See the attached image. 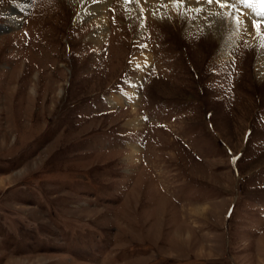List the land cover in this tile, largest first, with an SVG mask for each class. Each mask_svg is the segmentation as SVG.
I'll return each mask as SVG.
<instances>
[{
  "label": "rangeland",
  "instance_id": "374dc122",
  "mask_svg": "<svg viewBox=\"0 0 264 264\" xmlns=\"http://www.w3.org/2000/svg\"><path fill=\"white\" fill-rule=\"evenodd\" d=\"M82 1L0 3V264H264L250 35Z\"/></svg>",
  "mask_w": 264,
  "mask_h": 264
},
{
  "label": "bare ground",
  "instance_id": "6f19581e",
  "mask_svg": "<svg viewBox=\"0 0 264 264\" xmlns=\"http://www.w3.org/2000/svg\"><path fill=\"white\" fill-rule=\"evenodd\" d=\"M104 2L105 1L103 0H101V2L98 0H83L82 6H81V9H82L81 12L84 14L85 12L87 13L95 12L96 15H101L103 12V7L105 5ZM189 4L192 5L193 7L203 9V11H200V12L187 11L186 14L190 17V20L192 21L197 20L199 23V26H201L203 29H209L215 33H222V35H232L230 37V40H234L235 37H238L239 35H241L242 29L247 26V24H245L246 26L243 25V28L240 31H237L235 25H233L230 20H227V19L221 20L220 17L217 16L216 14L221 13V15L226 16V10H221L218 5H215V4L209 5L207 3L196 4L195 1H191V0H189ZM254 7H258V6H254ZM248 11L252 12L251 9H248ZM248 11L246 10L247 13ZM100 24L101 25L103 24L102 21H100ZM191 27L195 28L197 26L192 25ZM101 29L98 32H101ZM249 31H253V30L250 29ZM249 42L251 44H254L255 50L257 53L251 64L253 68V73L255 77L262 78L264 80V48H261L259 46V40L253 39L252 36H250V40H248V43ZM112 100H111L112 102L118 101V99H114V98Z\"/></svg>",
  "mask_w": 264,
  "mask_h": 264
},
{
  "label": "snow or ice",
  "instance_id": "6c2138e0",
  "mask_svg": "<svg viewBox=\"0 0 264 264\" xmlns=\"http://www.w3.org/2000/svg\"><path fill=\"white\" fill-rule=\"evenodd\" d=\"M126 2L138 4L140 0H126ZM145 2H147V0H145ZM0 3H3V0H0ZM159 3L164 8H167L168 5L171 4L175 10L180 12V14H184L187 11H203L202 8L190 5L189 0H159ZM195 3H207L209 5L215 4L218 5L221 10H226V16L221 15V13H217L216 15L219 16L221 20H230L231 23L235 25L237 31H240L243 28L246 16L245 12L239 7V5H243L245 9H251L252 12L249 14H254L255 17L264 18V0H195ZM140 11L142 15L143 9L141 8ZM250 24L253 31L243 28L244 32L252 36L253 39H258L259 46L264 48V19H252ZM137 67H139V65H137Z\"/></svg>",
  "mask_w": 264,
  "mask_h": 264
}]
</instances>
